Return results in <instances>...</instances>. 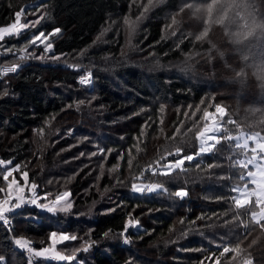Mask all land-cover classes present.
<instances>
[{
  "label": "trees",
  "instance_id": "16d2710c",
  "mask_svg": "<svg viewBox=\"0 0 264 264\" xmlns=\"http://www.w3.org/2000/svg\"><path fill=\"white\" fill-rule=\"evenodd\" d=\"M167 2L136 29L140 0H0V27L14 23L18 11L39 20L18 39L0 41V62L20 65L0 75V158L20 165L30 181L52 185L54 194L71 192L73 205L57 215L31 205L10 213V229L0 226V256L7 264H27L16 238L42 249L51 245L54 231L87 236L93 246L83 257L87 264H264V219L230 199L237 195L231 188L243 183L238 177L252 170L243 163L251 151L235 135L264 136V27L249 32L253 21L264 25V0H232L229 6L205 0V11L198 0ZM191 9L211 19L229 10L238 29L215 20L202 48L178 23ZM41 31L53 51L30 45L24 55H35L19 60L28 37ZM171 31L173 39H164ZM40 55L45 58H35ZM152 57L177 65V71L148 72ZM69 59L73 65L66 64ZM88 71L90 87L78 82ZM217 107L224 113L212 152L186 161L183 171L159 175L163 165L197 153L196 135L208 122L204 112ZM6 135L12 139L4 144ZM174 146L181 157L166 155ZM134 182L162 187L138 193ZM176 190L188 194L179 198ZM238 240L239 253L220 255L223 245L234 247Z\"/></svg>",
  "mask_w": 264,
  "mask_h": 264
},
{
  "label": "snow or ice",
  "instance_id": "6c2138e0",
  "mask_svg": "<svg viewBox=\"0 0 264 264\" xmlns=\"http://www.w3.org/2000/svg\"><path fill=\"white\" fill-rule=\"evenodd\" d=\"M149 3H151V0H149ZM36 7H39L37 5ZM15 22L11 24L10 26H4L0 27V41L4 40L5 36L12 35L15 32H19L21 29H27L29 25H35L39 23V20H33V21H27L24 20L22 21V16L26 15L25 12L18 11L15 14ZM43 17H41L42 19ZM125 23L128 24L129 21L126 19ZM134 27L130 26V31H134ZM61 30L59 28L55 29L54 32L50 35H55L56 33H59ZM39 42V43H37ZM30 45H37L43 46V52L44 53H49L53 49V44L49 42V37L45 35L43 31H41L39 34H35L32 37L28 39V41L25 42V45L23 48L20 49L21 54L19 55V60H24L26 58H29V56H34L35 53H29L28 56L24 55V53L27 52V49ZM10 51V49H9ZM35 58L37 59H44V55L36 56ZM51 59L54 60H59V56H51ZM20 67L18 64H14L12 67L0 69V75L8 73V72H16L17 68ZM78 67V66H76ZM92 80V73L86 72L85 74L81 75L79 77V84L81 85H88L91 83ZM6 94V93H5ZM82 104L83 101H80ZM68 107H71V105H68ZM161 111H163V107H161ZM222 109L217 107L216 112L219 113L221 112ZM203 117L205 119L210 120L209 124H206L207 127H205L202 131H199L196 135V139L200 141V148H199V153L198 154H203V153H209L212 152V146L214 143V140L219 138L218 133L215 130L214 125H212V114L208 112L206 109L204 112ZM54 119V117H53ZM162 123V121H161ZM41 133L43 130H40ZM144 129H141V136H143ZM139 139V138H136ZM237 144L240 143L239 140L236 141ZM133 147L136 148V151L139 152L141 149L139 148L138 145H134ZM175 150L174 152L172 150H167L166 155H175L177 157H181V149L178 146H174ZM111 152V149L108 150ZM100 152L103 153L104 149H100ZM195 154V155H198ZM92 155H96V153H92ZM195 155H186L183 156L182 158L176 159L174 162H169L165 165H163L162 168L159 170V175H170L173 170L179 169V170H185L183 168L184 164L186 161H192L195 158ZM129 160H128V165L129 168L132 167V160L134 157H132L131 149H129ZM162 158H166L164 154H162ZM120 159H123V155L121 154ZM239 159L237 158V163H239ZM13 161L12 159H8L5 161L4 159H0V166H4V171H0V176H2L3 181L8 182L9 177L13 176L14 172H17L20 170V165H15L12 168H8V165H12ZM159 161H157V164ZM243 163L247 165V168L249 169V166H252L254 170H248L250 173H255L256 175L264 174V154L258 156L256 159H250V160H245ZM151 167V166H149ZM119 168V164L113 166V168L109 169V171H114ZM259 170V172H257ZM101 174H103V168L101 167ZM153 174H157L156 171H153ZM256 175H244L242 178L239 176L238 180L243 182L242 184H236L231 188V191L233 193H236L237 195H232L230 197L231 201L239 206L240 204H244L247 212H256V203H257V198L255 196L251 195V192L256 188L257 184V179ZM142 176V173L136 176V179L139 180L140 177ZM264 178V177H262ZM22 179L25 182V186L28 185L29 182V176L28 172L24 171L22 173ZM250 185L255 186L254 188L250 189ZM162 185L160 183H149V184H144V183H132L131 188L133 192H138V193H144L145 191L147 192H153L158 189H160ZM31 191L33 193L32 197L30 200H26L25 196L23 195L24 192V187H22L17 179L13 178L10 182L7 183V191L5 188L0 187V193H3L6 191V195H4L3 198H0V226L2 225H8L9 220L11 217L9 216L10 213L13 212L14 209L20 208L22 204L25 203H31L33 205H36L37 207H40L50 213H60L64 212L67 213L71 210L73 207L69 197H70V192L65 191L62 194H59L55 197L54 200H52L50 203H45V204H40L38 203V200L41 199L35 194V189L37 188V185L35 182H32L30 185ZM176 197L183 198L187 196V191L186 190H176L173 193ZM253 197H255V201L253 202ZM43 199H47V197H43ZM13 200L16 202L13 203ZM138 223V222H137ZM260 227H264V220L260 221ZM127 227L124 230V233H126ZM122 233V235H124ZM105 236H108V233H104ZM50 240H51V246L50 247H44L42 250H34L30 246V242L23 238H16L14 243L15 245H18L20 249H26L29 254L33 257H44V258H51L56 261H61V262H67V264H71L73 260L77 258V253L81 250L87 251L88 247L91 246V242H86L85 245L81 246L80 248L77 247H72L70 253H65L62 250H57V245L61 244L65 241H75L77 240V236L75 235H69L65 233H57V232H52L50 234ZM125 243H128L129 240L125 238ZM240 241L238 240L235 242L234 247H229L228 245H223L222 246V251L220 252V255H224L225 253L229 252H236L239 253V249L237 245H239ZM235 259V257H233ZM27 264H34V261L31 258H26ZM0 264H7V261L3 256H0ZM218 264V262H217ZM245 264H252L251 260H247Z\"/></svg>",
  "mask_w": 264,
  "mask_h": 264
},
{
  "label": "rangeland",
  "instance_id": "374dc122",
  "mask_svg": "<svg viewBox=\"0 0 264 264\" xmlns=\"http://www.w3.org/2000/svg\"><path fill=\"white\" fill-rule=\"evenodd\" d=\"M221 1L223 3H226L227 6H229V4H230V2L232 0H221ZM181 2L178 3V6H180L182 4H187V2H189V0H181ZM198 2L202 3V4H200V7H201V9L203 11H205L206 10V7H207V4H209V2H205V0H198ZM140 3L142 5L143 15L140 18V20L138 21V24L137 25L136 24L134 25V26H136V29L138 28V26H140L144 22L145 19H148L150 17V15H152L153 13H155V11L157 10V8L160 9L161 7L168 6L167 0H151V3H149V0H140ZM209 9H211V8L209 7ZM170 10H168V12H170ZM219 15H220V17L216 16V17H213L211 19L208 15L204 14L202 11H196V10L191 9V14L188 15V16H184V18L180 19L179 22H178L180 24V26H181V30H182L181 33H186V34L190 35V37L195 38L197 41L200 42V45L203 48V44H204V46L206 44L204 42L207 41L208 38H210L209 37V30H210L211 25L213 23H215V20H218L217 25L222 26V24H225L227 26L233 27L234 29H238V26L235 24V20H232V19H234L233 18V15H232V12H230L229 10L221 11L219 13ZM21 19H22V21L27 20L24 15L22 16ZM27 21H29V20H27ZM8 26H10V25H8ZM31 26H33V25H29V27H31ZM174 26H175V24L172 25V28ZM25 30L26 29H21L19 32H15L12 35L5 36L4 39H7L8 38V39H11V40L12 39L13 40L14 39L16 40V38L18 39V37L21 35V33L23 31H25ZM135 31H137V30H135ZM173 34H174L173 31L169 32L167 35H165L164 39H166V40L173 39L172 38ZM32 36L33 35H31L30 37H32ZM30 37H28V39ZM48 37H49V42H51L52 40H51L50 36H48ZM237 38H239L238 35H237ZM25 41L26 40H23V42H25ZM37 43H39V42H37ZM33 46H34V49L37 48V45H33ZM39 47H42V49H43V46L42 45L39 46ZM201 47L199 46V50H197V51H194L193 50V55L194 56H197L200 53V51L202 50ZM52 51H53V49H52ZM193 55H191V58L193 57ZM16 56H18V55H16ZM66 64H72L73 65L74 64V61H72L71 59H69V61ZM12 66L13 65L8 64L5 61L4 62H2V61L0 62V69L12 67ZM145 66L148 68V72H161V71H163V72H167V73H174L175 71H177V68H178L177 65H175V64H167V63H164L162 60H160L159 58L156 59L155 57H152L150 63L148 65H145ZM68 68H73V67L68 66ZM73 70H76L77 71L78 69L73 68ZM11 73H13V72H8V73H5L3 75H8V74H11ZM93 80L94 79H93V76H92L91 83L88 84V85H83V86L90 87L93 84ZM221 109H222V111L219 112V113H217L216 111L215 112H211V114H212V121H211V123H212V125H214L215 130L218 133V136H219V134L221 132V127H222L221 126V123H220V120L218 118V115H223V113H224L223 108H221ZM209 123H210V120H208L207 124H209ZM205 127H207V125ZM11 139H12V136L6 135V140H5L4 144L7 143V142H9ZM235 139H236V141L237 140L240 141V143H239L240 145H242V146L247 147V148L250 149L251 153L248 156L247 160L256 159L258 156L264 154V136H262L261 134H259V133L247 134V133L242 132V133H238L237 135H235ZM217 140H218V138L214 140L213 146L216 144ZM199 148H200V142H199V147H198V151H197L196 154L199 153ZM0 149H1V147H0ZM190 155H195V154H190ZM196 156L197 155H195V157ZM38 165H39V163H38ZM0 167L2 169H4V166H0ZM7 167L9 169L12 168L10 166H7ZM252 170H254L253 167H252ZM257 172H259V170H257ZM22 173H23L22 171L14 172L13 173V176L12 177H9V181L8 182H10L13 178L17 179L18 183L22 187H24L23 195L25 196V199L26 200H30V198L33 195L32 191H31V188H30V185H31L32 181L29 180L28 185L25 186V182L22 179ZM251 175H256V174L249 172V176H251ZM262 177H264V174L256 175V179H257L256 188L251 192V195L252 196H255L257 198V203H256L257 206H258L257 207V211L256 212H252V217L254 219H256V220L264 219V178H262ZM8 182H5V185H4V188H5L6 191H7V183ZM53 183H55V182H53ZM139 183H141V182H139ZM36 185H37V188L35 189V194L38 197L41 198V199L38 200V203H40V204L50 203L52 200L55 199V197L57 195H59V194H54V193H52L50 191L51 188L53 189L52 185L42 186V184H38V183H36ZM254 187L255 186L250 185V189H252ZM6 191L2 193V195H1L0 198H3L4 195H6ZM64 192L65 191H63L62 193H64ZM62 193H60V194H62ZM70 194H71V192H70ZM45 196L47 197V199H43V197H45ZM71 197H72V195H70L69 199H70V201L72 203ZM255 197H253L252 199L255 200ZM15 202L16 201L13 200V203H15ZM27 205L36 206V205L31 204L30 202L29 203L22 204L21 206L23 207V206H27ZM240 205H243V204H240ZM38 208L41 209V210H43V211H46V210H44V209H42L40 207H38ZM14 211H16V209H14L13 212ZM60 213H64V212H60ZM52 214H54V213H52ZM57 214L58 213H55V215H57ZM9 216H10V214H9ZM56 232L57 233H65V234L77 236V240H75V241H65V242H63L61 244H58L56 246L57 247V250H62L65 253H70L72 247L80 248L81 246L85 245L86 242H90V239L87 238V236H85L84 238H81L77 234H75V233H67V231H65V232H63V231H56ZM32 244L33 243H30V246L34 250H42L43 249V248L42 249H35V247ZM91 248L93 249L92 244H91L90 247H88V250L87 251H83V250L79 251L77 253V258L75 260H73L71 262V264H87V261L86 260H83V257H86L84 255H86L87 253H89V251L91 250ZM36 258H37V261L38 260H40V261L41 260H45V261H50V262H54L55 261V262H58V263H66L67 264V262L56 261V260H53L51 258H44V257H36ZM152 262H154V261H152Z\"/></svg>",
  "mask_w": 264,
  "mask_h": 264
},
{
  "label": "built area",
  "instance_id": "2783aa9c",
  "mask_svg": "<svg viewBox=\"0 0 264 264\" xmlns=\"http://www.w3.org/2000/svg\"><path fill=\"white\" fill-rule=\"evenodd\" d=\"M11 224H12V221H11V219H10V220H9V224H8V225H4V226L7 227L8 229H10ZM25 252H26L27 257H28V258H31V259L34 261V264H35V263L37 262V258L31 256V254H29V253L27 252L26 249H25Z\"/></svg>",
  "mask_w": 264,
  "mask_h": 264
},
{
  "label": "clouds",
  "instance_id": "9594fccd",
  "mask_svg": "<svg viewBox=\"0 0 264 264\" xmlns=\"http://www.w3.org/2000/svg\"><path fill=\"white\" fill-rule=\"evenodd\" d=\"M256 27H264V25H259L255 21H253L252 24L249 26V32L253 31ZM235 42H239V39H237Z\"/></svg>",
  "mask_w": 264,
  "mask_h": 264
}]
</instances>
